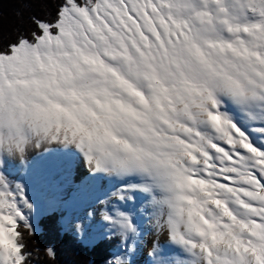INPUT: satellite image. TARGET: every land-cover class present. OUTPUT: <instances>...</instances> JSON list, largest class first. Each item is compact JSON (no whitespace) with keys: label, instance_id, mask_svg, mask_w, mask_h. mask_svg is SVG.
Returning a JSON list of instances; mask_svg holds the SVG:
<instances>
[{"label":"snow or ice","instance_id":"snow-or-ice-1","mask_svg":"<svg viewBox=\"0 0 264 264\" xmlns=\"http://www.w3.org/2000/svg\"><path fill=\"white\" fill-rule=\"evenodd\" d=\"M9 2L0 264L40 259L33 182L106 264H264V0Z\"/></svg>","mask_w":264,"mask_h":264},{"label":"trees","instance_id":"trees-1","mask_svg":"<svg viewBox=\"0 0 264 264\" xmlns=\"http://www.w3.org/2000/svg\"><path fill=\"white\" fill-rule=\"evenodd\" d=\"M54 2L47 11L54 10ZM29 9L36 11V6H26L21 3L0 0V11L4 18L7 31L18 19L17 14L28 15ZM47 15V13H38ZM51 18V16H47ZM14 38V37H13ZM7 42V40L5 41ZM36 236L28 241L30 248L41 249L40 259L33 264H106L114 250V242L101 239L92 246L83 245L72 233L63 232L57 212L41 216L36 226ZM51 247L55 251V258L50 259L44 255V249Z\"/></svg>","mask_w":264,"mask_h":264},{"label":"rangeland","instance_id":"rangeland-1","mask_svg":"<svg viewBox=\"0 0 264 264\" xmlns=\"http://www.w3.org/2000/svg\"><path fill=\"white\" fill-rule=\"evenodd\" d=\"M35 162L36 163L39 162L40 164L39 163L36 164ZM34 163L37 167H40V165L43 164V160L38 158L34 161ZM29 191L33 195V198L36 199V201H37V214L35 217H33V224L36 226L38 219L41 216L46 215L49 212L47 211L46 205H45V203H44V201L40 195L39 185L36 184L35 182L30 183L29 184ZM81 211H82V209H80V208H72V209L61 208V209H58L57 211H55L59 215V220H60V223L62 226L61 228L64 232L72 233L73 235H75V237H77V235L68 228L67 224L71 219H73ZM35 229L37 230V227H35ZM99 239H101V238L97 234H90L89 236L85 237L84 239L79 238L81 243H83L84 245H88V246L94 244Z\"/></svg>","mask_w":264,"mask_h":264},{"label":"bare ground","instance_id":"bare-ground-1","mask_svg":"<svg viewBox=\"0 0 264 264\" xmlns=\"http://www.w3.org/2000/svg\"><path fill=\"white\" fill-rule=\"evenodd\" d=\"M35 155V153H30L29 154V159H32V157ZM36 163V162H35ZM39 163V162H38ZM36 163V164H38ZM40 164V163H39ZM41 166V165H40ZM149 241L152 239V237H148L147 238ZM161 243H163V240H161ZM144 251L146 252L147 251V247L144 248Z\"/></svg>","mask_w":264,"mask_h":264}]
</instances>
